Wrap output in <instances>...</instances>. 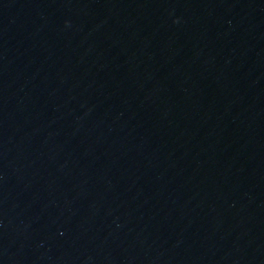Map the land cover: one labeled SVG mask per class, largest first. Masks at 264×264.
I'll list each match as a JSON object with an SVG mask.
<instances>
[{
    "label": "water",
    "instance_id": "obj_1",
    "mask_svg": "<svg viewBox=\"0 0 264 264\" xmlns=\"http://www.w3.org/2000/svg\"><path fill=\"white\" fill-rule=\"evenodd\" d=\"M0 264H264V0H0Z\"/></svg>",
    "mask_w": 264,
    "mask_h": 264
}]
</instances>
